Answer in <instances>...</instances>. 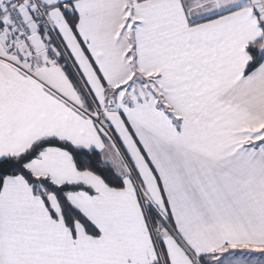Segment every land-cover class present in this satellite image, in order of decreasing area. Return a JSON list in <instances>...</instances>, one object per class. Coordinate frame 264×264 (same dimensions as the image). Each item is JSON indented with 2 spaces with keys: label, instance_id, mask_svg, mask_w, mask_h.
Returning <instances> with one entry per match:
<instances>
[{
  "label": "snow or ice",
  "instance_id": "6c2138e0",
  "mask_svg": "<svg viewBox=\"0 0 264 264\" xmlns=\"http://www.w3.org/2000/svg\"><path fill=\"white\" fill-rule=\"evenodd\" d=\"M0 264H264V0H0Z\"/></svg>",
  "mask_w": 264,
  "mask_h": 264
}]
</instances>
